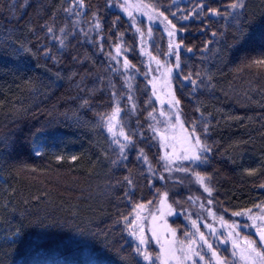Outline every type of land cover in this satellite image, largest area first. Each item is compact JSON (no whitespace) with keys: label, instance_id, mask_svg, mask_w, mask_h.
Here are the masks:
<instances>
[{"label":"trees","instance_id":"trees-1","mask_svg":"<svg viewBox=\"0 0 264 264\" xmlns=\"http://www.w3.org/2000/svg\"><path fill=\"white\" fill-rule=\"evenodd\" d=\"M142 1L185 29L177 33L183 46L173 86L184 125L195 123L212 148L208 162L185 163L188 172L165 168L149 116L155 103L148 65L135 27L112 0H83L82 8L77 0H0V264H148L125 224L137 204L152 212L167 193L176 213L170 228L183 242L193 203L226 220L264 203V67L254 63L264 59V0H243L239 19L227 8L233 0ZM200 2L230 15L181 19ZM151 28L149 50L162 60L167 36ZM119 45L118 64L109 54ZM124 56L139 69L128 73L131 91ZM128 95L136 104L131 114ZM117 99L132 139L127 159L114 164L117 149L107 147L102 156L86 137L72 162L35 152L39 135L101 128L100 116ZM196 172L213 188L211 196Z\"/></svg>","mask_w":264,"mask_h":264},{"label":"snow or ice","instance_id":"snow-or-ice-1","mask_svg":"<svg viewBox=\"0 0 264 264\" xmlns=\"http://www.w3.org/2000/svg\"><path fill=\"white\" fill-rule=\"evenodd\" d=\"M77 3L82 8L84 6L83 0H77ZM124 11L127 13L129 19L133 22V25L137 23V18L133 14V11L139 12L141 16H146L148 21H153L154 19L162 18L161 22L165 23V29L167 31L168 37V47L170 49L166 55L170 57H174V68H180V56H179V49L183 46L182 41H178L177 33L184 32L185 29L183 27L177 28V25L172 22V20L168 19V16H165L163 12L158 11L156 7L152 4L147 3H136L130 4L128 0L124 2ZM227 8L231 10V12L237 13L236 19H239V12L237 10H242L245 8V4L243 0H233L232 3L227 5ZM70 11V9H69ZM79 14V13H77ZM172 16H176L175 12L171 13ZM230 13L225 10L221 11L220 8H213L211 6H207L200 2L196 7H194L191 11L190 15H183L181 19L188 20L192 16L194 17H201V16H214V17H227ZM96 28H99L100 25L97 22L95 24ZM49 32L52 31L51 28L48 29ZM136 32L140 34V52L141 54L145 55L149 59V69L151 70V63L154 62L156 65L155 71L159 72L161 68H164L165 71L161 73L164 77L162 82V87L165 89L162 94H157L156 87L157 84L155 83L156 77H152L150 81L152 83V95L155 97L156 100L160 101L161 106L167 104L169 108L173 109L171 114L167 115V120L169 123L173 121V118L176 122H179V127L182 130V134L177 140L176 137H173V140L179 143L180 148L179 152L177 151L176 144L168 143V137L165 135H161V140L164 141V148H165V155L161 158L165 161V168L168 170L171 169V165L176 164L177 162H184L188 161L192 164H199L203 165L206 164L209 160V154L212 152V148L209 144L201 139V135L197 134V126L195 123H192L189 127H185L184 123L180 121V111H179V104L180 100L175 95L174 87L171 83V74L173 73V67H166L165 65L161 64L160 59L157 58L156 55H153L150 50H145V36L148 37L149 40L152 38V28L148 27L146 31L142 30L140 27H136ZM63 31V30H62ZM240 31L241 36L243 35V29H238ZM213 36H216L217 33L213 32ZM61 46H63V40H61ZM122 47L123 45H119L115 47V55L112 56L111 59L116 61L118 64L120 60L118 59L122 55ZM149 49L151 45L148 46ZM127 51L128 49H124ZM186 51L191 52L192 48H187ZM256 65L260 67H264V59H259L254 62ZM122 75H124L125 83L131 91L132 85L128 83L132 79L131 75H128L130 70H134L135 72H139V69L135 67V65L131 64L130 61L126 56H124L122 61ZM147 75V73H145ZM199 75V74H197ZM179 78V75L177 76ZM184 79L189 80L191 82L192 87H195L196 81L192 79L191 75L185 76ZM113 97L117 96V93L113 91L111 93ZM129 103L131 104V108L128 110L127 114H131L136 110V104L133 102V98L131 95L127 96ZM83 103L85 105L88 104V100H84ZM151 103V101H149ZM125 111L121 108L119 100H115L114 107L112 108L110 113H104L100 116V120L103 126L106 128L107 132L110 134L112 142L117 146L118 153H117V160H114L113 163H117L120 159H127L125 153L129 145L132 144V139L129 133L125 131V124L126 122L121 118V112ZM161 116H165L166 113L164 111L160 112ZM150 119L155 120L156 117L154 114H149ZM172 126H175L174 124ZM157 130L153 126V132L155 133ZM203 135H207V126L205 125L202 128ZM171 149V154L168 153V149ZM39 154V152H37ZM140 157L143 158V163L148 165L149 170H152V166L147 159V156L144 154L143 150H140L139 153ZM75 159V157H73ZM176 171L188 172L189 168L178 166L175 169ZM195 178L196 181L203 186V189L209 196L212 195L213 188L205 183L206 177L200 175V173L196 172ZM163 179V177H161ZM125 180L128 184H131L132 181L128 177H125ZM127 195V193H125ZM211 200L208 201L211 204ZM151 203V201H149ZM161 207H167L169 214H172L171 205L167 204V193H164V199L161 201ZM259 207V206H258ZM146 209V205L141 203L137 204L134 209V215L132 217L125 218L126 227L129 230V235L133 236L137 239L139 245L144 246L136 247L135 251L143 256V259L148 262V264H153V256L146 250L147 245L151 240H154L157 244L160 245V250L162 255H158L155 257V260L159 262V264H186L187 261H191L192 264H197L196 260L193 257H198L200 261L205 259L203 254V250L201 244L197 243L196 239H191L189 242L184 243L181 242L182 246L177 248L176 241H175V231H171L172 239H169L166 235H158L157 227L155 226L156 217L152 216L153 226L151 227V238L145 235V226L141 221L143 219H147V217H142L141 212ZM157 211H160V208H157ZM210 211V210H209ZM251 209L248 210V213H241V212H234V216H242L247 215V219L251 220L253 223L250 227L254 228L256 234L259 236V243L262 247H264V209H261V215H252ZM215 218V213H211ZM259 220L261 223L257 225L256 221ZM219 222L222 227L229 229L227 233V239L221 241V243L228 244L229 241L231 242V248L233 249L232 255L238 256V259L242 262V264H264V250L258 248L257 241L250 240L247 237L240 238L239 224L232 223L229 224L224 221L223 217H219ZM193 227L197 229L199 233V241L202 242L203 245H206L207 248L211 251L212 257L215 259V264H227V258L221 257L219 253L213 249V245L208 242V239L205 237L203 232H199V227L197 226L196 221H192ZM248 227L249 225H245ZM206 227L215 234L216 229L213 228L211 225H206ZM192 235V234H189ZM223 235V234H221ZM163 240V242H162ZM199 249V250H198ZM236 250H239L238 252ZM179 253V254H178Z\"/></svg>","mask_w":264,"mask_h":264},{"label":"rangeland","instance_id":"rangeland-1","mask_svg":"<svg viewBox=\"0 0 264 264\" xmlns=\"http://www.w3.org/2000/svg\"><path fill=\"white\" fill-rule=\"evenodd\" d=\"M124 2L125 0H112L111 6L114 9L119 10L122 12L126 17H128L127 13L124 11ZM142 0H128V3L130 4H136L141 3ZM144 3V2H143ZM133 14L137 18V23L133 25V22L129 19L131 24L135 27H140L142 30L146 31L148 27H160L164 34L167 36V39L169 40L170 37H168L167 31L165 29V23H162L160 19H154L153 21H148L146 16H141L139 12L133 11ZM138 35V42L140 46V34ZM149 39L147 36H145V50H149ZM181 48L179 49L180 53ZM170 51L168 47V52ZM147 65H148V76H149V82L152 80V77H156L155 83L157 84L156 92L157 94H162V92L165 90L162 87V82L164 80V77L161 75L165 71L164 68H161L159 72L155 71L156 65L154 62L151 63V70L149 69V59L147 56L143 55ZM161 61V64L165 65L166 67H173V73L171 74V83L173 85V76L178 74L179 69L174 68V57H170L166 55ZM151 87V95H152V83L150 82ZM174 87V86H173ZM153 101L155 103L153 114L155 115L156 119L153 120V126L156 128V133L160 139L161 148L163 152V156L165 155V148H164V141L161 140V135H165L168 137V143L176 144L177 151L179 152L180 145L178 142L173 140V137H176L177 140L182 134V130L179 127V122H176L173 118V121L171 123L167 120V115L171 114L173 112V109L169 108L167 104H164L161 106L160 101L156 100L155 97L152 95ZM179 108V106H178ZM164 111L166 113L165 116H161L160 112ZM180 111V109H179ZM180 121L183 122L181 113H180ZM184 123V122H183ZM175 126H172V125ZM186 127V126H185ZM86 138H92L93 143L96 145V148L99 150L98 153L100 155L104 156L107 153V147H112L118 150L117 146L112 142L110 134L107 132L106 128L103 126L99 128L97 125L93 126L92 128L84 131H76L71 133H63V134H54V135H39L35 140V152L44 153L47 152L51 154L55 159H66L68 161H74L76 159V153L77 150L82 147L84 144V139ZM168 153L171 154V149L169 148ZM75 157V159H73ZM185 163H191L188 161L184 162H177L174 164L175 167L183 166ZM259 206V207H258ZM255 209L251 211L252 215H261V209H264V203L259 204ZM160 208V211H157V208ZM155 210L150 212L149 205H146V209L141 212L142 217H147V219H143L141 223L145 226V235L151 238V227L153 226V222L151 217L155 216V226L157 227L158 235H166L169 239H172L170 224H169V218L175 217L176 213L169 214L168 211L164 210L161 206H158ZM192 208L194 209L192 212L189 213L190 221L185 220L184 225L188 228V232L186 234V239L183 240L184 243L189 242L191 239H196L198 244H201L203 254L205 256V259L203 261H200L198 257H193L194 260H196L197 264H215V259L211 255V251L207 248L206 245H203L202 242L199 241V233L197 232V229L193 227L192 221L197 222V226L199 227V232H203L205 237L208 239V242L213 245V249H215L221 257L227 258V264H242V262L238 259V256H233L232 252L233 249L231 248V242L229 241L228 244L221 243L222 240L227 239V233L229 229L222 227L219 222V217H223L222 215H219L212 211L210 207L207 205H204L203 203H193ZM210 210V211H209ZM211 213H215V218L210 215ZM248 213V212H243ZM224 219V217H223ZM229 224L237 223L239 224L238 231L240 232V238L247 237L250 240L257 241V247L261 248V250H264V247H262L259 243V236L256 234V231L254 228L250 227V225L253 223L251 220L247 219V215L242 216H233L232 220H226ZM257 225L261 223V221H256ZM249 225L246 227L245 225ZM206 225H211L213 228L216 229L215 234L211 232ZM192 234V235H189ZM223 234V235H221ZM136 244L143 248L144 246L139 245L137 239L134 237ZM175 241H176V247L179 248L182 246L180 240L176 238L175 235ZM163 242V240H162ZM150 254H156L162 255L160 250V245L157 244L154 240L150 239L149 244L147 245L146 249ZM199 250V249H198ZM237 252L239 250H236ZM179 254V253H178ZM186 264H192L191 261H187Z\"/></svg>","mask_w":264,"mask_h":264}]
</instances>
